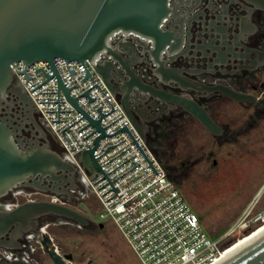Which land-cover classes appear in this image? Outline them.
Returning a JSON list of instances; mask_svg holds the SVG:
<instances>
[{
    "label": "water",
    "instance_id": "1",
    "mask_svg": "<svg viewBox=\"0 0 264 264\" xmlns=\"http://www.w3.org/2000/svg\"><path fill=\"white\" fill-rule=\"evenodd\" d=\"M248 1L264 10V0ZM169 4L170 0H0V198L8 196L19 187L41 189L45 181L63 186L67 181L66 176L78 170L64 154L55 151L49 143H42L41 136L35 132L32 137L26 136V123L18 116H12V103L6 110L7 114L2 115L15 79L11 69L13 63L23 62L30 66L36 62H49L55 69L54 60L57 58L82 64L89 60L110 91L120 98L128 118L145 143L146 127L140 123L128 103L129 95L136 85L143 94L150 92L166 102L181 106L208 131L221 135L222 128L214 121L207 108L196 101L165 91L156 92L134 80L126 83L127 95L123 97L112 82L113 78L121 79L113 76L117 68L114 62L129 68L122 57V54H130L129 46L125 43L114 47L113 42L117 38L132 36L139 43L150 42L155 53L159 54L172 45L175 31L164 30L170 18ZM203 46L194 43V52L212 66L213 63L209 62L212 54L207 52V45ZM178 49L179 47H172V52ZM105 58L110 59L105 61ZM164 73H167L165 69L161 74ZM173 74L185 88L209 93L219 89L237 101H254L251 96L226 87H208L181 76L178 72ZM90 76L91 73L88 72L87 77ZM60 88L77 106V100L70 98V90L61 81ZM30 100L35 106L31 98ZM91 123L102 131L104 137L105 131L100 122L91 120ZM80 160L92 178L102 173L94 150L85 151ZM165 171L170 175L168 169L165 168ZM49 216L75 222L81 227L91 224L87 217L67 206L47 201H28L13 209L0 210V238H10L9 242L3 241L1 244L14 248L18 238L31 230L38 231V221ZM103 227L104 225H100V228ZM39 232L44 251L53 264H69L73 261L72 254L62 255L57 250L48 232ZM9 264L30 263L15 259ZM218 264H264V234Z\"/></svg>",
    "mask_w": 264,
    "mask_h": 264
},
{
    "label": "flooded vegetation",
    "instance_id": "2",
    "mask_svg": "<svg viewBox=\"0 0 264 264\" xmlns=\"http://www.w3.org/2000/svg\"><path fill=\"white\" fill-rule=\"evenodd\" d=\"M169 6L170 18L164 30L175 31L172 45L159 54L155 53L156 50L150 42L139 43L132 36L117 38L113 42L114 47L125 43L129 46L130 54H122L129 68L114 62L117 68L113 76L121 79L113 78L112 82L123 97L127 95L126 83L134 80L156 92L165 91L196 101L207 108L214 121L222 128V133L214 135L181 106L166 102L150 92L143 94L136 85L137 87L134 86L129 95L128 103L131 111L146 127L147 139L152 141L156 137L167 136L169 131L173 132V129L181 128L190 119L198 122L216 139L231 137L236 132L229 123L222 120L224 105L227 103L238 105L241 111L247 114L244 123L247 131L261 129L264 134V10L248 0H170ZM194 43L200 47L207 45V52L212 54L209 61L213 63L212 66L194 52ZM172 47L179 49L172 52ZM108 59L110 58H105V61ZM163 69L167 72L164 75L161 74ZM176 72L208 87L223 86L239 94L251 96L254 101H237L219 89L209 93L185 88L174 78L173 73ZM11 103L12 116H18L26 123V136L32 137L35 132L36 135L41 136L42 143H49L55 151L63 154L60 143L16 79L5 102L3 116L7 114L6 110L10 108ZM217 164L215 161L214 165ZM66 178L67 181L63 186L45 181L41 189L16 188L8 196L0 198V210L13 209L17 206L19 197L32 193L39 196L28 198L26 202L57 203L72 208L86 217L81 207L89 198V192L81 173L77 170ZM262 187L264 191V184ZM60 222L79 226L75 222L49 216L38 221V231L31 230L18 238L14 248L1 244L3 241L9 242V236L0 238V264H9L15 259L39 264L38 247L41 249V254L45 253L39 231H46L49 225H57ZM45 255L49 257L46 253Z\"/></svg>",
    "mask_w": 264,
    "mask_h": 264
},
{
    "label": "built area",
    "instance_id": "3",
    "mask_svg": "<svg viewBox=\"0 0 264 264\" xmlns=\"http://www.w3.org/2000/svg\"><path fill=\"white\" fill-rule=\"evenodd\" d=\"M54 66L18 62L11 69L65 158L106 210L101 218L120 229L143 264H216L235 237L264 223V211L251 207L231 233L213 240L92 63L57 58ZM91 120L100 122L104 137ZM89 150L102 168L94 178L80 160Z\"/></svg>",
    "mask_w": 264,
    "mask_h": 264
},
{
    "label": "rangeland",
    "instance_id": "4",
    "mask_svg": "<svg viewBox=\"0 0 264 264\" xmlns=\"http://www.w3.org/2000/svg\"><path fill=\"white\" fill-rule=\"evenodd\" d=\"M243 112L236 104L224 105L222 120L236 132L231 137L216 139L190 119L181 128L169 131L162 142V155L177 169L174 176L181 181L177 187L213 240L231 233L249 208L256 213L264 211V134L261 129L247 131V114ZM88 192L81 209L91 222L89 226L60 222L46 228L57 250L62 255L72 254V264H143L120 229L101 218L106 210ZM37 196L23 194L17 205ZM258 229L235 237L229 248L236 250L262 233L264 223ZM37 250L39 264H53L39 247Z\"/></svg>",
    "mask_w": 264,
    "mask_h": 264
},
{
    "label": "trees",
    "instance_id": "5",
    "mask_svg": "<svg viewBox=\"0 0 264 264\" xmlns=\"http://www.w3.org/2000/svg\"><path fill=\"white\" fill-rule=\"evenodd\" d=\"M167 136H160L154 138L152 141L147 139V144L149 148L152 150L154 155L158 158V160L163 164V166L170 171V177L173 179L176 184H180L181 181H177V178L174 176L177 174V169L174 165H171L169 162L166 161L165 157L162 155V146L163 140H165ZM176 172V174H175Z\"/></svg>",
    "mask_w": 264,
    "mask_h": 264
},
{
    "label": "bare ground",
    "instance_id": "6",
    "mask_svg": "<svg viewBox=\"0 0 264 264\" xmlns=\"http://www.w3.org/2000/svg\"><path fill=\"white\" fill-rule=\"evenodd\" d=\"M260 229H256L255 231L257 232ZM259 233V232H258ZM262 234H264V231L262 233H260L259 235L255 236L253 239L249 240L248 242H246L245 244H243L242 246H240L239 248H237L236 250H233L231 248H228V250L226 251V253L223 255V257L221 258V260L219 262H217L216 264L224 261L225 259H228L229 257H231L232 255H234L237 251H239L240 249H242L245 245L249 244L250 242H252L253 240H255L256 238L260 237ZM252 238V237H251Z\"/></svg>",
    "mask_w": 264,
    "mask_h": 264
}]
</instances>
